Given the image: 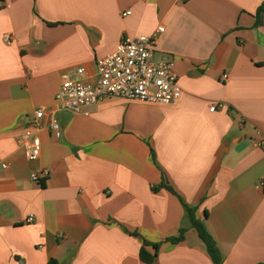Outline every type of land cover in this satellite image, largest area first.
I'll return each mask as SVG.
<instances>
[{
    "label": "crops",
    "instance_id": "obj_1",
    "mask_svg": "<svg viewBox=\"0 0 264 264\" xmlns=\"http://www.w3.org/2000/svg\"><path fill=\"white\" fill-rule=\"evenodd\" d=\"M160 26L155 59H173L178 104L56 107L65 73L94 80L123 37ZM39 108L33 163L18 137ZM262 139L264 0H0V264H148L144 241L150 264H214L186 206L222 264H264Z\"/></svg>",
    "mask_w": 264,
    "mask_h": 264
},
{
    "label": "built area",
    "instance_id": "obj_2",
    "mask_svg": "<svg viewBox=\"0 0 264 264\" xmlns=\"http://www.w3.org/2000/svg\"><path fill=\"white\" fill-rule=\"evenodd\" d=\"M130 14V11L124 15ZM164 32L160 26L151 36L121 39L116 50L96 63L94 80H86L84 68L65 73L56 96V107L74 114H88V109L107 97H120L126 100H137L148 103L176 105L180 101L183 90L178 84V75L174 70L171 58L156 60L155 51L159 35ZM8 44L11 38L4 35ZM228 74L222 75V80ZM216 110V106L210 108ZM45 117V109L39 108L24 123L20 124L21 134L18 143L23 148L24 156L29 162H37L41 156V139L39 132ZM49 128L56 138L61 135L59 124L55 120L49 122ZM264 147V139L259 142ZM0 166L8 165L0 160ZM48 169L32 171L30 178L41 183L48 178ZM264 185V182L261 184ZM34 221L30 216L28 222Z\"/></svg>",
    "mask_w": 264,
    "mask_h": 264
},
{
    "label": "trees",
    "instance_id": "obj_3",
    "mask_svg": "<svg viewBox=\"0 0 264 264\" xmlns=\"http://www.w3.org/2000/svg\"><path fill=\"white\" fill-rule=\"evenodd\" d=\"M166 188L171 191L174 192V190L169 187L166 186ZM187 212L189 214L190 217V221L193 225V227L197 230V233L199 235V238L201 239L202 243L205 246V249L207 250L208 254L210 255L212 261L214 264H222L223 262V257L221 254V251L219 250L217 243L215 241V239L213 238V236L209 233L207 227L205 226V223L203 221L197 220L194 217V209L186 206ZM184 229H181L179 232V235L177 237L174 238H170L168 241L171 243H177L179 241L184 240ZM150 245L149 242L144 241L143 246L140 249V259L145 262V263H153V261L155 260V255H151L147 250L146 247ZM155 249H158V245L154 244L153 245ZM51 264H56L54 261L51 262Z\"/></svg>",
    "mask_w": 264,
    "mask_h": 264
}]
</instances>
